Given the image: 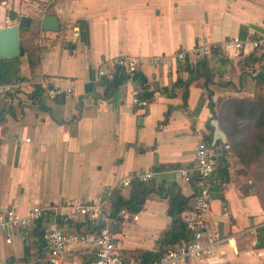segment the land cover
I'll return each instance as SVG.
<instances>
[{"label":"crops","instance_id":"obj_1","mask_svg":"<svg viewBox=\"0 0 264 264\" xmlns=\"http://www.w3.org/2000/svg\"><path fill=\"white\" fill-rule=\"evenodd\" d=\"M44 14L54 15L63 27L40 30ZM21 15L30 17L29 27L18 29L23 53L0 58V85H12L0 94V211L22 215L33 206L55 209L25 234H14L10 243L0 235V264H39V229L52 222L67 233L84 230L79 224L86 218L74 211L78 204L99 207L101 224H107L123 256L160 252L167 246L160 242L170 221L167 198L151 193L135 212L136 220L118 215L114 224L107 195L120 179L142 173H151L155 184L174 183L184 196L193 193L178 174L192 163L193 131L220 134L212 120L206 127L210 113L203 77L187 79L174 55L191 52L197 41L237 37L245 42L259 36L264 0H0V28ZM118 55L165 57L140 67L152 92L146 115L131 104L136 80L127 78L109 99L101 97L99 77L113 73L108 59ZM238 56L218 51L206 61L211 100L251 93V76L239 72ZM187 59L194 64L199 58ZM176 81L187 83L184 106V86ZM34 86L40 93L30 97ZM48 89L62 92L49 95ZM96 96L103 102L87 107ZM215 182L205 219L219 242L211 255L178 264H264V248L253 247L255 234L264 228L256 196L243 194L228 170L225 181L216 174ZM90 258L88 248L73 246L58 264H86Z\"/></svg>","mask_w":264,"mask_h":264},{"label":"built area","instance_id":"obj_2","mask_svg":"<svg viewBox=\"0 0 264 264\" xmlns=\"http://www.w3.org/2000/svg\"><path fill=\"white\" fill-rule=\"evenodd\" d=\"M261 34L255 39H249L245 42L237 37L230 38L220 43H209L201 41L191 52L177 51L174 57L182 61L188 56H195L203 61H208L214 53L220 51L224 55H242L251 52L264 44V23L262 24ZM246 47L248 49L246 50ZM165 59L164 56L136 57L128 55H118L108 59L109 65L114 69L118 67L129 79H132L136 72H140V67L144 64L157 65ZM103 71H98L102 75ZM134 80V79H133ZM12 89V85H0V94H4ZM59 89H48L47 94L56 95L61 93ZM63 92L68 93L70 89ZM139 90L135 88L131 92V104L142 110L148 106V101L137 97ZM103 102L99 96L90 99L87 107ZM193 135L195 143L193 146V160L191 165L178 169V174L188 183H193V198L191 207L184 210L180 216L189 233L187 241L173 244L166 247L159 257L147 264H178L192 258L209 256L213 252L214 246L219 242L216 235L207 225L205 215L208 211L212 186L216 177V166L218 157L227 149L228 145L221 140L220 135L214 137L212 133L204 129H194ZM219 141H216L218 140ZM221 142L219 146L216 144ZM151 173L135 174L139 180L146 181L151 178ZM132 175L120 179L116 187L121 192L129 187ZM51 206L40 207L33 206L26 213L20 215L11 209L0 211V235L3 236L6 243H10L14 234H25L30 227L41 220L45 212L53 211ZM78 216L86 218L90 231L67 233L58 228L52 222L39 229L40 257L39 264H58L73 246L86 247L90 250L91 258L86 264H146L141 262L139 256L126 257L120 254L116 249L114 236L109 230L107 224H102V213L97 205L78 204L74 207ZM123 218L136 220L137 216L133 212L124 209L118 212ZM99 225L98 228L96 226Z\"/></svg>","mask_w":264,"mask_h":264},{"label":"trees","instance_id":"obj_3","mask_svg":"<svg viewBox=\"0 0 264 264\" xmlns=\"http://www.w3.org/2000/svg\"><path fill=\"white\" fill-rule=\"evenodd\" d=\"M19 29L23 30L22 28ZM255 38L256 37H252V39ZM199 43L200 42L197 41V45ZM259 49H262L261 53H257V48H254L249 53L239 55L236 60V65L239 68V72H246L251 76L254 91V95L251 97H234L231 95H227L224 97V95H221L216 96L214 100H211L212 93L206 87V84L211 82V74L208 73L209 69L206 66V62L202 59H198L194 64H190L188 63V59L186 57L182 62V69L188 75L187 79L193 80L195 76L203 77L204 82L201 84V86L205 87L207 91V107L210 113V117L206 122V127L208 129L211 128L210 124L208 123V121L210 120L213 121L214 126H216L217 124L221 133V140H223L225 144H227L226 141L228 140L230 144L236 145L237 136L242 132L245 124H251L256 128H264V96L259 94V90L264 87V44L260 46ZM254 65H257L258 68L256 69V71L250 72V69H252ZM127 78V74H125L118 67L114 68L113 73L109 77L100 76L99 85L102 86L101 97L109 99L116 91L118 86ZM132 79L136 80L139 83V87H137L139 90L137 97L139 99L146 100L149 103L152 99V92L147 90L143 75L140 72H136L133 75ZM176 84L184 86V90L181 95L182 105L184 106L187 95V83L186 81H176ZM160 90L163 93H167L165 88H161ZM39 93V87L34 86L33 92L29 94V96L34 97ZM167 94L169 96H173L172 92H168ZM214 105H217V109L221 111H227L228 114L233 118V121L236 123L232 124V127H229V129L225 128V130H223L222 125L219 124L220 118L218 116V113L214 110ZM167 114L168 111L166 112V115L164 116L162 122H164L165 118H167ZM259 139L260 142L264 145V135H262ZM228 147L223 151L222 156L218 157V163L220 165L217 170V177H219L220 182L226 180L227 163L225 160V154L228 151ZM216 184L217 182L214 181L212 188ZM191 187L193 188L192 182ZM151 193H154L159 197L167 198L166 214L169 217L170 221L167 228L162 233L160 242L166 244V247H168L176 243L187 241L189 238V233L185 228L184 222L180 218V214L184 210L188 209V202L192 200L193 193L188 196L182 195L180 191L176 189L175 184L172 182L167 183V185L164 181H160L159 184H155L154 180L151 178L146 181H141L136 176L132 175L125 196L121 194L117 187L111 189L108 193V217L112 218L113 223L115 224L120 220V218L118 217V212L120 210L124 209L128 212L133 213L140 211L146 197ZM242 193L247 194L248 192ZM255 196L259 202L260 208L264 212V206H262L259 196L257 194H255ZM99 225L102 224L100 223ZM99 225H97L96 228H98ZM79 226L84 227L83 231L85 232H88L91 229V227L88 226V222L85 221L81 222ZM163 250L153 254L149 252H142L141 254H139L141 262L147 264L152 260L157 259Z\"/></svg>","mask_w":264,"mask_h":264},{"label":"rangeland","instance_id":"obj_4","mask_svg":"<svg viewBox=\"0 0 264 264\" xmlns=\"http://www.w3.org/2000/svg\"><path fill=\"white\" fill-rule=\"evenodd\" d=\"M257 53L261 52L257 50ZM257 68V66L253 67L250 69V72L256 71ZM246 81H249L248 76H245V83ZM259 94L264 96V87L259 90ZM223 95L224 97L227 95L230 96V94ZM253 95L254 91L252 85L251 93H238L231 96L251 97ZM214 110L218 113L220 118L219 124L222 125L223 130H225V128L229 129V127H232V124L236 123L227 111L217 109V105H214ZM214 128L221 137L217 124ZM262 135H264V128H256L251 124H245L242 132L237 136L236 145L230 144L228 140L226 141L229 147L225 154V160L227 163V170L233 182L240 187L242 192H248L254 195L257 194L262 206H264V145L259 139Z\"/></svg>","mask_w":264,"mask_h":264},{"label":"water","instance_id":"obj_5","mask_svg":"<svg viewBox=\"0 0 264 264\" xmlns=\"http://www.w3.org/2000/svg\"><path fill=\"white\" fill-rule=\"evenodd\" d=\"M30 24V17L21 15L18 17L15 24L0 28V58L16 57L22 55L23 50L18 39V29L28 28ZM62 24L57 22L54 15L44 14L41 16L39 28L42 31L57 32ZM148 113L147 107L144 109L143 115ZM142 123V117H138L137 124ZM148 150V148H146ZM222 154L220 155V157ZM154 163L156 162V155H154ZM219 167V163L216 166V174ZM253 247L255 249L264 248V228H259L254 236Z\"/></svg>","mask_w":264,"mask_h":264}]
</instances>
